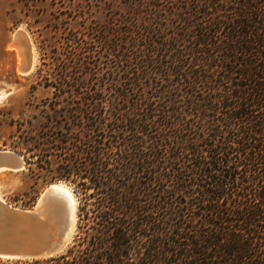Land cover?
<instances>
[{
	"label": "trees",
	"instance_id": "16d2710c",
	"mask_svg": "<svg viewBox=\"0 0 264 264\" xmlns=\"http://www.w3.org/2000/svg\"><path fill=\"white\" fill-rule=\"evenodd\" d=\"M183 1L155 62L179 92L137 108L146 151L83 171L79 233L48 264H264V0Z\"/></svg>",
	"mask_w": 264,
	"mask_h": 264
},
{
	"label": "rangeland",
	"instance_id": "374dc122",
	"mask_svg": "<svg viewBox=\"0 0 264 264\" xmlns=\"http://www.w3.org/2000/svg\"><path fill=\"white\" fill-rule=\"evenodd\" d=\"M186 8L183 0H0V150L24 160L20 171H0V197L30 209L51 184L71 191L74 229L53 258L65 255L79 233L83 171L99 157L113 163L126 141H134L128 153L145 150L149 137L131 132L144 118L137 108L150 114L167 92H179L172 69L155 62L167 65L164 44L182 31ZM18 30L27 41L24 73L9 48Z\"/></svg>",
	"mask_w": 264,
	"mask_h": 264
},
{
	"label": "water",
	"instance_id": "95a60500",
	"mask_svg": "<svg viewBox=\"0 0 264 264\" xmlns=\"http://www.w3.org/2000/svg\"><path fill=\"white\" fill-rule=\"evenodd\" d=\"M17 38L25 41L22 33ZM23 168L24 160L19 155L0 150V171ZM73 215L68 198L50 187L30 209L0 200V258L38 260L60 255L67 246Z\"/></svg>",
	"mask_w": 264,
	"mask_h": 264
},
{
	"label": "bare ground",
	"instance_id": "6f19581e",
	"mask_svg": "<svg viewBox=\"0 0 264 264\" xmlns=\"http://www.w3.org/2000/svg\"><path fill=\"white\" fill-rule=\"evenodd\" d=\"M19 33L23 34V36L25 37V41H26V34L24 33V31L18 30L14 34V36L12 38V40H11V42L9 44L10 45L9 48L10 49L11 48L15 49L17 57H18V61L20 63L19 70L24 73V70H22V69H23L24 65L26 64L25 62H26V57H27V50H26V46L25 45L23 46V44H21V41H19L18 38H17ZM26 43H27V41H26ZM1 97H2V93H0V99H1ZM22 167H23V165H22ZM1 171H4V170H1ZM49 187L53 188V189H56L60 194L65 195L68 198L69 204L71 205V207L73 209V212H75V210H76L75 200H74V198H73V196L71 194V191L66 186H64L62 184H51ZM0 200L5 202L1 197H0ZM71 221H72L71 230L69 232V236H68L69 238L67 237L68 239H67L66 243H68L69 240L71 239L70 236L72 235V232H73V229H74L75 215H73L71 217ZM2 259H5V258H2ZM10 260H13V259H10Z\"/></svg>",
	"mask_w": 264,
	"mask_h": 264
}]
</instances>
